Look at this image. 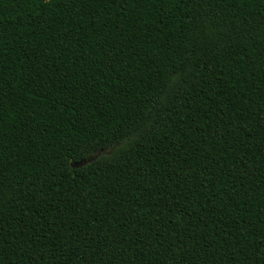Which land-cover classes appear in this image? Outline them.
I'll use <instances>...</instances> for the list:
<instances>
[{
  "label": "trees",
  "instance_id": "obj_1",
  "mask_svg": "<svg viewBox=\"0 0 264 264\" xmlns=\"http://www.w3.org/2000/svg\"><path fill=\"white\" fill-rule=\"evenodd\" d=\"M0 264H264V0H0Z\"/></svg>",
  "mask_w": 264,
  "mask_h": 264
},
{
  "label": "water",
  "instance_id": "obj_2",
  "mask_svg": "<svg viewBox=\"0 0 264 264\" xmlns=\"http://www.w3.org/2000/svg\"><path fill=\"white\" fill-rule=\"evenodd\" d=\"M115 149H116V147L113 149H109V150H101V151H99L93 155H90L87 158H84L78 162L73 163L71 167H72V169H79V168L88 166V165L94 163L95 161H97L103 155H111Z\"/></svg>",
  "mask_w": 264,
  "mask_h": 264
}]
</instances>
